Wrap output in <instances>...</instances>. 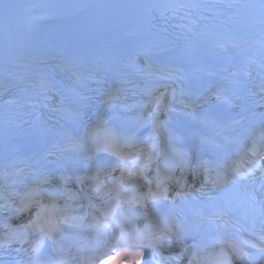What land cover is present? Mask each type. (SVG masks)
I'll return each mask as SVG.
<instances>
[{
  "label": "snow or ice",
  "instance_id": "obj_1",
  "mask_svg": "<svg viewBox=\"0 0 264 264\" xmlns=\"http://www.w3.org/2000/svg\"><path fill=\"white\" fill-rule=\"evenodd\" d=\"M209 7L0 0V264H264V0L257 71Z\"/></svg>",
  "mask_w": 264,
  "mask_h": 264
}]
</instances>
